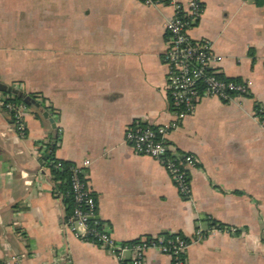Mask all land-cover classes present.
I'll use <instances>...</instances> for the list:
<instances>
[{"label": "crops", "instance_id": "obj_1", "mask_svg": "<svg viewBox=\"0 0 264 264\" xmlns=\"http://www.w3.org/2000/svg\"><path fill=\"white\" fill-rule=\"evenodd\" d=\"M161 1L0 0V83L35 96L23 136L0 109V264L19 253L25 264H130L129 251L119 258L62 226L68 207L54 195L49 156L90 161L96 216L116 242L223 224L236 232L191 241L186 264H264V5L200 0L191 37L212 42L220 77L250 87L229 101L201 97L168 133L174 151L196 158L186 199L125 141L136 121H174L163 61L174 8ZM144 264L171 259L149 249Z\"/></svg>", "mask_w": 264, "mask_h": 264}, {"label": "built area", "instance_id": "obj_2", "mask_svg": "<svg viewBox=\"0 0 264 264\" xmlns=\"http://www.w3.org/2000/svg\"><path fill=\"white\" fill-rule=\"evenodd\" d=\"M145 4H159L161 0H139ZM174 8L173 15L164 25L168 37V46L163 55L166 66V92L174 121L162 125H154L147 121H136L125 133V141L133 150L149 156L165 168L176 189L183 198H190V170L196 165L193 154L174 151L168 144V133L178 126V121L194 113L201 97L214 96L223 101H229L249 92L250 81H240L220 77L212 64L222 57L213 51L209 39H194L189 31L198 21L202 13L200 0H186L179 3L168 0ZM10 99V93L0 91V109L7 112L12 119L16 132L25 134V115L27 107L23 103H15ZM256 115L264 128L262 109H256ZM89 160L82 163H72L70 166V192L73 199V209L62 221V226L68 228L76 237L99 245L121 258L124 251L131 253L130 264H144V254L152 249L166 254L171 264H186V252L191 241L202 239L208 232L235 233L237 228L214 224L208 232L201 228L194 231L191 238L179 233L169 237L159 235L142 238L133 242L119 243L107 228L91 227L89 222L98 224L96 218V198L89 188L85 172ZM60 166V163L57 164ZM61 197V193L54 191ZM68 263L70 259H67ZM13 264H25L24 254H14Z\"/></svg>", "mask_w": 264, "mask_h": 264}, {"label": "trees", "instance_id": "obj_3", "mask_svg": "<svg viewBox=\"0 0 264 264\" xmlns=\"http://www.w3.org/2000/svg\"><path fill=\"white\" fill-rule=\"evenodd\" d=\"M254 3L258 6L264 5V0H253ZM34 97L32 95L25 94L23 92H20L18 94L10 93V99L11 101L15 103H23L26 107L31 106L32 104H35ZM60 163V166H57V164ZM46 165L49 169V173L51 177L57 181V190L59 193L62 194L63 200L65 201L68 211L67 214H69L73 209V199L72 194L70 192V166L72 165V162L68 161H62L53 158L52 156H49L47 159ZM89 225L91 227H95L97 229H103L105 228L103 222L101 220H98V224H94V222H89ZM214 225V224H213ZM165 237H169L170 234H163Z\"/></svg>", "mask_w": 264, "mask_h": 264}, {"label": "water", "instance_id": "obj_4", "mask_svg": "<svg viewBox=\"0 0 264 264\" xmlns=\"http://www.w3.org/2000/svg\"><path fill=\"white\" fill-rule=\"evenodd\" d=\"M0 91L6 92V93H13V94L20 93V91L18 89L13 88L11 86H8L4 83H0ZM44 116H47V114L45 113ZM96 218H98V217L96 216Z\"/></svg>", "mask_w": 264, "mask_h": 264}]
</instances>
